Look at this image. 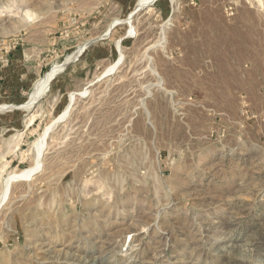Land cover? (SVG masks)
Segmentation results:
<instances>
[{"label":"rangeland","instance_id":"obj_1","mask_svg":"<svg viewBox=\"0 0 264 264\" xmlns=\"http://www.w3.org/2000/svg\"><path fill=\"white\" fill-rule=\"evenodd\" d=\"M139 1L0 0V264H264V0Z\"/></svg>","mask_w":264,"mask_h":264},{"label":"crops","instance_id":"obj_2","mask_svg":"<svg viewBox=\"0 0 264 264\" xmlns=\"http://www.w3.org/2000/svg\"><path fill=\"white\" fill-rule=\"evenodd\" d=\"M14 57L11 65L4 67L0 73V106L3 102L19 103L21 100L18 101V99L25 97L26 92L32 91L35 82L40 79L42 63L39 54L36 52L31 53V55L23 52L21 54L19 49ZM15 115L14 111L9 115L2 114L0 115V122H9L11 119H15ZM26 121H28L27 117H25L24 123ZM16 127L15 133L12 134L16 138L20 136L19 134H24L27 131L26 124L21 123Z\"/></svg>","mask_w":264,"mask_h":264},{"label":"bare ground","instance_id":"obj_3","mask_svg":"<svg viewBox=\"0 0 264 264\" xmlns=\"http://www.w3.org/2000/svg\"><path fill=\"white\" fill-rule=\"evenodd\" d=\"M153 1V0H140L139 1V4L137 6V10H140V9H145L146 7H148V5L150 4V2ZM172 1H175V0H172ZM130 19H131V16H130ZM118 23H121L118 22ZM70 60V58L66 61L68 62ZM61 67V66H60ZM60 67L58 68H55L53 69L48 75H46V77L38 84L37 87H35V90L30 98V101L29 103L27 104L28 107L32 108L36 102L39 100V98L48 90V87L50 85V82L52 81V79L54 78V76L57 74L58 70L60 69ZM38 103V102H37ZM36 106V105H35ZM34 106V107H35ZM68 109H66L65 113H64V116H63V119L66 117L67 113H68ZM32 122V121H31ZM48 130V129H47ZM42 142V141H41ZM43 142H44V138H43ZM39 145V144H38ZM37 145V146H38ZM44 145V143H43ZM43 145H40L39 146V149L42 150L43 148ZM39 167V166H38ZM36 170V169H35ZM31 174H27V176H30Z\"/></svg>","mask_w":264,"mask_h":264},{"label":"water","instance_id":"obj_4","mask_svg":"<svg viewBox=\"0 0 264 264\" xmlns=\"http://www.w3.org/2000/svg\"><path fill=\"white\" fill-rule=\"evenodd\" d=\"M134 15H135V14H134ZM134 15H133V16H134ZM116 26H117V25H114V26L110 29L108 36L112 33V31L115 29ZM80 57H81V55L77 58V60H78ZM69 64H71V63H69ZM69 64H67L66 67H67ZM66 67H65V69H66ZM65 69H64V70H65ZM64 70H63V71H64ZM63 71H62V72H63ZM104 77H106V76H104ZM104 77H103V78H104ZM41 99H42V98H41Z\"/></svg>","mask_w":264,"mask_h":264}]
</instances>
